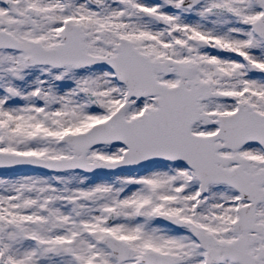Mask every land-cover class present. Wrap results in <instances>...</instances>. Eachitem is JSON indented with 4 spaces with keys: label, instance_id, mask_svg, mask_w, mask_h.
<instances>
[{
    "label": "snow or ice",
    "instance_id": "obj_1",
    "mask_svg": "<svg viewBox=\"0 0 264 264\" xmlns=\"http://www.w3.org/2000/svg\"><path fill=\"white\" fill-rule=\"evenodd\" d=\"M0 264H264V0H0Z\"/></svg>",
    "mask_w": 264,
    "mask_h": 264
}]
</instances>
